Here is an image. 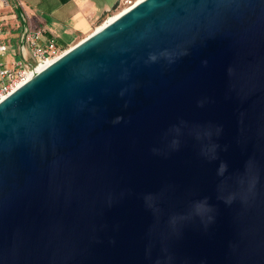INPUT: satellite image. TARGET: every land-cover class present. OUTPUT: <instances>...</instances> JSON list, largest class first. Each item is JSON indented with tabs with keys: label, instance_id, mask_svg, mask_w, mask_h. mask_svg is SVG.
<instances>
[{
	"label": "water",
	"instance_id": "water-1",
	"mask_svg": "<svg viewBox=\"0 0 264 264\" xmlns=\"http://www.w3.org/2000/svg\"><path fill=\"white\" fill-rule=\"evenodd\" d=\"M0 264H264V0H138L0 101Z\"/></svg>",
	"mask_w": 264,
	"mask_h": 264
},
{
	"label": "crops",
	"instance_id": "crops-1",
	"mask_svg": "<svg viewBox=\"0 0 264 264\" xmlns=\"http://www.w3.org/2000/svg\"><path fill=\"white\" fill-rule=\"evenodd\" d=\"M122 0H8L0 5V21L15 39L24 28H43L57 42L88 35ZM110 17V16H108ZM64 42V41H63ZM11 50L6 56L12 59Z\"/></svg>",
	"mask_w": 264,
	"mask_h": 264
},
{
	"label": "built area",
	"instance_id": "built-area-1",
	"mask_svg": "<svg viewBox=\"0 0 264 264\" xmlns=\"http://www.w3.org/2000/svg\"><path fill=\"white\" fill-rule=\"evenodd\" d=\"M135 1L122 0L120 5L128 8ZM0 5L8 6V0H0ZM44 34L43 28H24L12 39L0 21V101L26 82L38 65L65 52H61V45L54 37ZM10 50L13 57L7 60Z\"/></svg>",
	"mask_w": 264,
	"mask_h": 264
},
{
	"label": "rangeland",
	"instance_id": "rangeland-1",
	"mask_svg": "<svg viewBox=\"0 0 264 264\" xmlns=\"http://www.w3.org/2000/svg\"><path fill=\"white\" fill-rule=\"evenodd\" d=\"M133 1V0H132ZM123 9L122 5H117L115 8L111 9L110 11H108L106 14H104L103 18L98 22V24L96 26H99L104 20H106V18L108 16L112 17L116 14H118L119 12H121V10ZM109 18V17H108ZM94 30V29H93ZM92 30V31H93ZM91 31V32H92ZM90 32V33H91ZM89 33V34H90ZM87 36V35H86ZM85 36L83 37H77L75 39H69L70 37L66 38L65 40H63L62 42H58L59 45H61V52L69 49L71 46H74L77 42H79L81 39H83Z\"/></svg>",
	"mask_w": 264,
	"mask_h": 264
},
{
	"label": "bare ground",
	"instance_id": "bare-ground-1",
	"mask_svg": "<svg viewBox=\"0 0 264 264\" xmlns=\"http://www.w3.org/2000/svg\"><path fill=\"white\" fill-rule=\"evenodd\" d=\"M137 1H138V0H136L135 2H137ZM125 9H127V7L124 8V9H122L121 12H122L123 10H125ZM121 12H119V13H121ZM119 13H118V14H119ZM118 14H116V15H114V16H112V17H109V18L107 17L106 20H104L99 26H96L95 29H98L99 27H101L105 22L112 20V19H113L114 17H116ZM95 29H94V30H95ZM71 47H72V46H71ZM71 47H70V48H71ZM67 50H68V49H67ZM65 51H66V50H65ZM54 59H55V58L47 59L45 62H43V63H41L40 65H38V67L36 68V70H34L32 74L30 73L29 76H30V77L33 76L35 72H37V71L41 70L42 68H44L45 66H47V65H48L49 63H51Z\"/></svg>",
	"mask_w": 264,
	"mask_h": 264
}]
</instances>
